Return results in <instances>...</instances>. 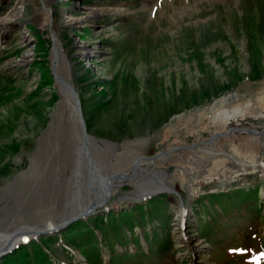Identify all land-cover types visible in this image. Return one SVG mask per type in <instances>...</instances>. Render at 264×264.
Masks as SVG:
<instances>
[{"label":"rangeland","instance_id":"rangeland-1","mask_svg":"<svg viewBox=\"0 0 264 264\" xmlns=\"http://www.w3.org/2000/svg\"><path fill=\"white\" fill-rule=\"evenodd\" d=\"M58 38L103 174L179 151L119 180L107 208L32 236L0 264H264V0H0L5 235L76 218V190L91 201L72 124L42 137L60 97ZM217 107L246 114L223 123ZM215 134L226 135L211 143Z\"/></svg>","mask_w":264,"mask_h":264},{"label":"bare ground","instance_id":"bare-ground-1","mask_svg":"<svg viewBox=\"0 0 264 264\" xmlns=\"http://www.w3.org/2000/svg\"><path fill=\"white\" fill-rule=\"evenodd\" d=\"M45 12L43 13V16H44V26L43 27H46V25H48V23L50 22V9L46 6L45 8ZM15 12V17H18L19 15H21V10H20V7L15 9L14 10ZM13 14V13H11ZM12 16L10 15V18ZM71 17V16H70ZM71 20L73 21L74 18H71ZM76 21V20H74ZM73 21V22H74ZM53 40H54V45H55V38H54V35H53ZM56 45L58 46V49H56L54 51V57L52 59V61L55 62V72L58 74V76L60 78H62V80H66V78H64L61 74V71H60V66H59V62L60 60L64 57V52H63V47H62V44L59 40V38L57 39V42H56ZM72 73V72H71ZM59 86V85H58ZM60 87V91L64 92L65 91V87L62 85V86H59ZM234 95V94H233ZM236 95L232 96V98H235ZM229 97H223L219 100V103H225L227 100H228ZM227 103V102H226ZM216 106V105H215ZM220 106V105H219ZM64 109H66V117H67V120L69 118L70 120V111L67 112V108L64 107ZM217 109H220V107H217V108H214L212 110V112L216 111ZM241 108H235L232 112V114H229L227 112H224V110L221 108V112L220 114L222 113V122L223 123H229L230 120H233V119H236L237 117L239 116H245L246 114V111H243V110H240ZM226 111H229V110H226ZM215 113V112H214ZM213 113V114H214ZM252 114V113H250ZM258 115V114H257ZM69 122V124H72V129L70 130L71 131V135L72 137L74 138V140L76 142H74L75 146H74V152L76 151V158H77V163H85L86 164V169H87V172L84 171V172H81V174L83 173V176H85L86 174H89V176L91 177V184L88 183L87 181V177L85 178V183L86 184H89V190L91 192V201H88L87 203H83V201L81 200H77V197H80L79 194H81L82 192L79 191L77 192V190L75 191V193L73 194V198L74 199L73 201H71V203H69L70 207L72 206L73 208V211H74V214H81L83 212H86V211H89L91 208H93L94 206H101V207H106L107 208V202L110 200V198L113 196V194L115 193V189L116 187L120 186V184H122V182L120 181L119 182V179L115 178L117 175H127L125 174L124 172L120 171L121 169H119L118 171L116 172H112L111 174L108 172L107 174H103V171L99 168V166L97 165V159L96 158H90L92 154V148L93 147H97V145H100L101 146V143L96 141L93 137H91L89 135V138L87 139V143H88V147H89V157H86L87 153L86 151H84V141L83 139H80V137L78 136V128L77 126L75 125L74 122ZM74 123V124H73ZM56 132V131H55ZM228 132H231V129H229ZM51 135V134H49ZM218 135H222V136H225L226 134H218ZM78 137V138H77ZM72 138V139H73ZM216 139V138H215ZM214 139V140H215ZM213 140V142H214ZM47 146V145H46ZM99 146V147H100ZM105 147L104 148V151H107L109 148H113L114 145H111V144H107L105 143ZM76 148V150H75ZM115 149V148H114ZM118 149V148H117ZM101 151H103L101 148H100ZM93 157V155H92ZM96 159V160H95ZM119 159V158H118ZM99 160V159H98ZM103 160V159H102ZM136 160V159H135ZM139 160V161H138ZM95 161V162H94ZM121 162V161H120ZM134 162V161H133ZM137 162V172H136V180L138 177L140 176H144L143 172L145 170H143V163H147V167L151 166L154 164V162H148V161H145V160H142L141 157H139L132 165V168L133 166L135 165V163ZM89 166H88V164ZM78 164V165H79ZM121 164V163H120ZM132 164V163H131ZM158 164V163H157ZM209 164V163H208ZM80 166V165H79ZM120 166V165H119ZM77 167V166H76ZM83 168V167H82ZM103 168V167H102ZM208 168V167H207ZM84 169V168H83ZM82 169V171H83ZM100 169V170H98ZM117 170V169H116ZM78 171V170H77ZM76 171V172H77ZM208 171V170H207ZM210 171V169H209ZM146 172H148L146 170ZM75 173V172H74ZM86 173V174H85ZM131 174V173H130ZM129 174V175H130ZM76 175V174H75ZM78 175V174H77ZM99 175L102 176V178L100 177L99 179ZM82 176V177H83ZM88 176V175H87ZM77 178V176H76ZM81 179V178H80ZM90 179V178H89ZM139 179V178H138ZM162 179V178H161ZM207 180V179H206ZM90 182V181H89ZM142 183V182H140ZM138 183V184H140ZM77 184V183H76ZM166 184V183H165ZM164 183H160L161 186H163V188L167 189L168 187L165 186ZM141 188V187H140ZM81 189V188H80ZM197 189V188H196ZM135 191V190H134ZM139 188L136 189L135 191V194L137 193V195H134L133 198L135 199H139L141 198V196L139 195ZM156 191V190H155ZM155 191L153 190L152 192L155 193ZM161 190H159L160 192ZM157 192V191H156ZM142 194V197H146L148 196L147 194ZM133 195V194H132ZM121 197V196H120ZM82 198V197H80ZM132 199V196L131 197H126L125 199ZM127 199V200H128ZM59 200V199H58ZM122 200V199H121ZM83 206V207H82ZM65 207V206H64ZM82 207V208H81ZM112 207V206H111ZM57 208V207H56ZM183 216V214H182ZM66 217V216H65ZM73 217V216H72ZM71 216H67L68 220H66L67 218H65V220H61L60 222L58 223H54V224H49V225H45V227H54V226H58V225H62L64 223H66L67 221H69V219L72 218ZM42 229V227H35V226H27L25 228H19V229H14L8 233L3 234V233H0V255L2 253H4L6 250L8 249H11L13 247H15L16 245L20 244L21 242H25L26 240H30V238L33 236V234H35L38 230L40 231ZM193 261V260H192Z\"/></svg>","mask_w":264,"mask_h":264},{"label":"water","instance_id":"water-1","mask_svg":"<svg viewBox=\"0 0 264 264\" xmlns=\"http://www.w3.org/2000/svg\"><path fill=\"white\" fill-rule=\"evenodd\" d=\"M52 66H53V75L56 79L57 84L59 86L63 85L65 87V91L62 92L59 90V92H60L59 100L56 103V106L50 115V117H51L50 124H49L48 128L46 129V131L44 132V134L42 135V137L45 135L51 134L55 129L60 127V125H63V123L68 122L67 117H66V113H65L66 109H64V107H65V108H67V112L70 111V114H71L70 121L74 122L75 125L77 126L78 136L80 137V139H83V141H84V146H85L84 151H86V153H87L86 157H89L90 154H89V147H88V143H87V139L89 138V133L87 131V126H86V123H85V120L83 117V112H82V108H81L79 95L76 92L74 86L71 84L70 80L69 81L62 80V78H60L58 76V74L55 72V68H54L55 62L54 61H52ZM59 89H60V87H59ZM231 131H234V130H231ZM247 132H252V131H247ZM220 136H222V135H218V134L213 135L211 138V143L213 142V140L216 137H220ZM114 145L118 146L117 144H114ZM176 151H179V148L174 149V150L169 151V152L159 153V154L155 155L154 157H141V158H142V160H145L148 162H153L155 160H158L159 158H161L164 155L171 154V153H174ZM137 170L138 169H137V162H136L132 168V172L130 175H124V176L117 175L115 178H117L119 180H128V181H129V179H132V181H133L136 178ZM165 191L173 192V190H171L169 188H167V190H165ZM100 208H101V206H99V207L94 206L89 211L81 213L80 215H78L74 219L73 218L69 219L70 221H68L67 223H64L60 226L42 228L40 231L38 230L35 234H33V236H35L33 238L58 233L59 231L68 227L69 224L73 223L74 221L76 222L77 220L85 219V218L93 215ZM27 241H29V240H26L23 243H26ZM17 246L18 245H16L15 247H17ZM11 249L6 250L4 253H2L0 255V257L3 256L4 254L11 252Z\"/></svg>","mask_w":264,"mask_h":264}]
</instances>
